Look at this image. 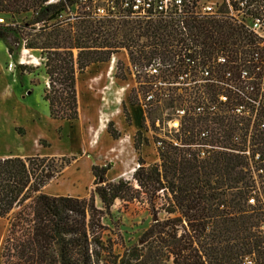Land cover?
<instances>
[{"label":"trees","instance_id":"1","mask_svg":"<svg viewBox=\"0 0 264 264\" xmlns=\"http://www.w3.org/2000/svg\"><path fill=\"white\" fill-rule=\"evenodd\" d=\"M47 1L0 0V13L32 12L31 19L15 31L17 34L0 26V39L8 41L6 48L12 58L16 57L20 39L25 40L23 46L45 55L48 88L42 99L53 119L78 118L75 73H82L90 64L108 61L119 48L128 49L133 61L158 56L167 64L174 55L181 58L190 50L203 65L218 54L232 64H242L253 43L241 26L228 19H215L195 24L193 46L173 47L171 33L158 24L95 19L86 3L72 14L73 0ZM36 24H41L37 31ZM120 27H126L125 31L120 33ZM31 31L35 38L28 42L25 36ZM141 37L147 41L139 43ZM206 86L208 89L200 93L182 88L181 97L193 99L207 112L220 93L213 84ZM227 96L231 109L246 106L243 96ZM235 118L223 130L221 146L228 147L233 135L240 132L236 147L244 151L248 127L246 123L239 125L242 118ZM191 130L181 128L176 137L181 147L162 141L158 162L146 164L138 157L139 166L130 180H108L110 163L92 165L94 180L84 197L43 192L74 156L0 157V218L8 220L0 264H243L246 255L253 256L254 264H264V239L259 230L262 212L260 206L247 205L251 187L247 157L213 150L200 158L195 147L200 143L197 132L194 136ZM105 131L113 139L119 137L111 121ZM136 134L134 147L138 151L141 132ZM132 201L145 203L153 222L120 254L107 234L105 220L116 205ZM160 212L163 219L157 216Z\"/></svg>","mask_w":264,"mask_h":264},{"label":"rangeland","instance_id":"2","mask_svg":"<svg viewBox=\"0 0 264 264\" xmlns=\"http://www.w3.org/2000/svg\"><path fill=\"white\" fill-rule=\"evenodd\" d=\"M76 9V6H72L70 8V12L74 14ZM31 17V11L21 14L0 13V26L11 28L14 30L13 33L17 34L16 32L19 30V27L27 23ZM40 26L41 24H36L35 31H37V28ZM126 27H120L119 32H124ZM28 31L29 30L26 32ZM26 37H28L26 39L28 42L30 39H34L35 36L33 31L30 32V36H25V38ZM146 41L147 40L145 37H141L139 43H145ZM0 42L5 47L7 46L8 41L5 39H0ZM24 42L25 40L20 39V46L15 58L8 57L9 60L11 59L14 64L12 69V77L14 78L15 82V92L20 95L22 94L23 97L25 96L24 98H21V100L26 103L28 102V104L31 105L30 107H32V105L35 103L38 104L36 116L39 118L41 117V121L49 120L55 123L53 126V131L55 136L59 138L55 144V148H66L69 146V138H67L69 137V134L67 131H64L66 130L64 124L72 126L74 122L67 121V123H65L63 120L59 121L58 119H53L50 117L47 102L42 99L44 91L48 88V78L45 74L44 67L45 55L42 54L39 49H29L26 46H23L25 44ZM73 54L76 56V50H73ZM114 54L116 60H118L116 63V69L114 68V82H109L108 88L103 90L105 92L104 96L107 98L106 101H108V103L101 105L102 101L100 98L103 95L101 93V87H103L109 81L108 80L106 82L104 76V73L109 65V60L102 63L90 64L84 69L82 73H75L76 94L77 100L79 99L80 101V113L87 115L89 113L90 107H92L94 103L95 107H98V110L100 109L102 111L100 119L107 120L104 121L105 127H107L108 122L111 121L112 128L119 132V137L112 140L115 144H117L116 149L121 148L120 144L126 135L130 136L131 145L128 146L127 149L129 152L123 150L126 151L125 153H127H124L126 155L124 156L123 153L121 154L117 152V150L109 151L112 145L105 146L103 138L105 135V133H103L105 129H103L100 134L98 133L99 130L97 133L93 132V138L92 134L89 135L88 141L92 142L93 146L101 143L95 151L88 150L85 152V154L81 153L80 150L75 152L63 151L61 153H54V156H74L76 160L82 157H89V159L92 160V165L97 166H105L110 163L112 168L118 171L117 177L114 180L119 178L130 180L134 171L132 170L134 167L133 164L136 163L134 160L131 161L133 155H136V160L138 157L142 158L146 164L159 161V146L157 145L158 140L165 141L170 143L172 146H175V139L180 134L181 128L190 129L191 127V134H194L196 128L199 127L198 125L202 124L200 127V132L205 134V136L202 137L203 143L205 145L204 149L209 150L214 148V150H217L220 147H217L216 145H219V142L223 141V130L228 127L231 119L235 117L234 114H242L243 116H247L246 113H238V111L231 109V104H229L228 101H225L226 96L224 93L226 94L227 92V94H234L232 92L224 91L225 89L223 87L220 89V86L222 85L215 87L216 92H221L223 94L218 97L216 104L217 107L212 113H210V115L196 113L197 110L195 107L197 105L195 102L191 101L193 99L188 101L187 96L181 97V93L184 91L182 89L183 86L176 82L174 84H169L165 88L163 96H161L159 89L155 90L154 101L144 106L142 90L146 89L149 80V78L146 76L138 78V80H136L137 82L135 87L132 89L130 87L123 92H120L118 89L125 83H127L129 86H131L133 83L132 77L130 74H128V71L125 68L126 64L129 62L144 65L147 64V60L141 59L139 61H133L130 58L131 56L129 50L125 48H119L116 52H114ZM133 54L136 55V52L133 51ZM19 58H21L22 62L25 63L20 65L18 62ZM21 66H24L25 68H21ZM165 67L166 63L164 65L160 61V72L165 70ZM90 78L92 79L91 81H89ZM225 81L240 90V92H245L246 82L245 80L240 79L238 76V69L234 71V76L232 78ZM202 90H204V87H201L198 92L200 93ZM133 102L136 104L132 105ZM131 106H135L136 108L134 107V109L131 111V114H129V109H131ZM179 110H184L185 114L179 115L177 113ZM114 111L118 112L111 115L110 112ZM96 116L98 118V113L97 115L95 113L94 119ZM244 118L247 122L246 117ZM135 122L138 123L137 131L141 132V145L140 150L138 151L134 147L135 141L137 140V131L132 134L129 133L132 124H135ZM175 122H177L176 126L174 125ZM21 132L25 133V130L22 129ZM27 134L32 135L30 130H27ZM260 135L261 134L255 131L253 135L255 142L252 141L253 145L249 149L250 154H252L255 148H259L258 145L260 144H257V142H259L261 137ZM40 142L41 146L46 148L50 147L51 145L53 146V140L49 139V137H41V140H38V143ZM252 142H250V144ZM74 143L75 139H72L70 142V147L74 146ZM227 146L230 148L229 144ZM1 147L2 146H0V148ZM89 149L91 148L89 147ZM228 150L231 149H227L225 151L230 152ZM256 165L260 166L261 163L257 162ZM63 172L64 175L67 174V169H64L62 174ZM258 182L260 184V177ZM52 184L55 185L53 187H55L56 194L71 195L74 197L87 196L90 188H92L91 185L87 192L82 195V193L76 189L78 182H75L69 174L64 176L62 179L53 181ZM257 200H260V195L257 196ZM97 204H100L99 200L97 201ZM157 216L159 219H163L164 213L160 212ZM261 220H263V215H261ZM152 222L153 217L149 212V207H147V205L141 201H132L127 205H116L113 208L111 217L105 220V224L109 228L107 234H109L110 238L116 242L115 252L122 254L126 248L136 243L141 234L150 226ZM7 228L8 220L5 218H0V252L7 233Z\"/></svg>","mask_w":264,"mask_h":264},{"label":"built area","instance_id":"3","mask_svg":"<svg viewBox=\"0 0 264 264\" xmlns=\"http://www.w3.org/2000/svg\"><path fill=\"white\" fill-rule=\"evenodd\" d=\"M56 1L58 0H48L47 3H54ZM73 2L72 6H76L77 8L81 4L86 3L87 10L90 12L91 17L95 19L133 23L142 26L158 24L171 33L169 42L173 47L178 45L193 46L195 43L192 41L191 34L194 31V26L196 23L204 20L228 19L230 22L241 26L252 36L253 43L249 46L242 64H232L228 62L226 56L218 54L215 58H212L210 63L203 65L188 50L187 54L182 55L181 58L178 55H174L166 64L165 70L160 72V61L164 65L165 63L160 57L155 56L147 60V64L144 65L128 62L125 68L132 77L133 83L131 86L125 83L118 90L123 92L130 87L132 89L135 87L138 78L146 76L149 80L146 89L142 90L144 106L154 101L155 90L159 89L161 96H163L165 88L169 84H174L168 83V80L175 81L188 91H199L201 87H204V90H206L208 88L207 84H213L214 87L222 85L220 89L223 87L224 91L232 92L234 95H241L245 98V107L236 106L232 110L238 111V113H246L247 115L234 114L236 118L233 117V119L242 118L243 121L239 124L240 126L243 123L247 124V148L244 151H239L236 147L239 145L240 132L233 135L232 141L229 143L230 148H228L229 146L222 147L221 142L216 146L220 147L217 150L225 151L231 149L228 150L230 151L229 153H239L247 157L249 175L251 174V187L248 192L247 205L260 206L263 220L259 222V230L264 239V0H73ZM8 56L11 58L9 54ZM117 61L114 52L111 53L108 68L104 73L105 81H109L101 87V93L103 94L100 98L102 101L101 105L108 103L103 90L108 88L109 82H114V68L116 69ZM19 64L22 65L23 63L19 62ZM179 64H182V66L179 67ZM13 66L14 64L10 59L7 68L12 70ZM237 69L240 79L246 82L244 93L225 81L232 78L234 71ZM222 94L220 92L218 97ZM224 95L226 96H224L225 101H228L227 94L224 93ZM216 104L208 108L207 112L204 106L196 104V113L210 115L216 109ZM117 112H110V114L113 115ZM101 113L102 111L99 109L97 118L98 127L102 123L100 119ZM177 113L184 115L185 111L179 110ZM244 117H246L248 123ZM174 125L176 126L177 122ZM201 126L202 124L196 128L200 143L195 147L198 149V157L205 158L214 148L209 150L204 149L205 145L202 137L205 134L200 132ZM255 131L261 134L259 142H257L260 145H258L259 148H255L252 154H250L249 149L253 145L252 141L255 142L253 137ZM250 142L252 143L250 144ZM175 143V146H180L177 141ZM157 145L161 147L162 140L157 141ZM135 156H133V160L136 163L133 164L132 170H135L139 166ZM257 162H260L261 165H256ZM259 177L261 178L260 184L258 182ZM258 195H260V200H257ZM242 263L254 264L253 256H244Z\"/></svg>","mask_w":264,"mask_h":264},{"label":"crops","instance_id":"4","mask_svg":"<svg viewBox=\"0 0 264 264\" xmlns=\"http://www.w3.org/2000/svg\"><path fill=\"white\" fill-rule=\"evenodd\" d=\"M8 57L7 48L0 42V146H2L0 148V157L17 156L23 158L35 155L51 157L54 156V153H61L63 151L75 152L80 150V152L83 154H85V152L88 150L95 151L101 143L93 146L92 142L88 141L89 135L95 132L98 125L97 116L94 119L95 113L96 115L98 113V107H95L93 101V106L90 107L89 113L87 115L80 113V109L78 107V118L71 120L74 122V124L72 126L64 124L66 127V130L64 131H67L69 134V137H67L69 138V146L60 149L55 148V144L59 139L55 136L53 131V126L55 123L49 120L41 121V117L39 118L36 116L38 104L35 103L32 105V107H30L31 105L28 104V102L26 103L21 100V98H24L25 96L23 97L22 94L20 95L15 92V82L14 78L12 77V70L7 68V64L10 61ZM21 68L23 67L21 66ZM134 107L135 106H131V109H129V114H131V111L134 109ZM58 120L62 121L60 119ZM63 121L67 123V121L70 120ZM137 122L132 124L129 131L130 134L137 131ZM121 127L124 128L123 126ZM22 129L25 130V133L21 132ZM18 130H20V133ZM27 130H30L32 135L27 134ZM103 133H105L103 137L105 146H114H111L109 151L117 150V152L124 154L127 151L128 146L131 145L130 136L126 135L120 144L121 148L116 149L117 144L112 141L113 138L110 137V135L105 130ZM41 137H49V139L53 140V146L51 145L47 148L41 146V144L38 143V140H41ZM72 139H75V143L74 146L70 147V142ZM89 147L91 149H89ZM125 154L124 156H126ZM91 161L92 160H90L89 157H82L77 160L75 158L72 161L73 164L71 162L69 166L64 168L65 170L67 169V174L64 175V172L63 174L61 173V175L55 180L62 179L68 174L71 175L73 180L78 182L76 189L83 195L85 192H87L94 180V176L91 172ZM131 161H133V157L131 158ZM111 168L106 173V178L108 180H114L117 177L118 171L114 170V168ZM53 181L43 187V192L48 195L57 196L58 194L55 193V187H53L55 185L52 184Z\"/></svg>","mask_w":264,"mask_h":264},{"label":"bare ground","instance_id":"5","mask_svg":"<svg viewBox=\"0 0 264 264\" xmlns=\"http://www.w3.org/2000/svg\"><path fill=\"white\" fill-rule=\"evenodd\" d=\"M18 60H19L18 62H22L21 58H19ZM22 63H25V62H22ZM104 121H105V120H102V123L99 125V127L97 126V129L95 130L94 133H97L98 130H99L98 133L100 134V132H102V130L105 129V128H104Z\"/></svg>","mask_w":264,"mask_h":264},{"label":"water","instance_id":"6","mask_svg":"<svg viewBox=\"0 0 264 264\" xmlns=\"http://www.w3.org/2000/svg\"><path fill=\"white\" fill-rule=\"evenodd\" d=\"M99 183H102V180L101 179H99Z\"/></svg>","mask_w":264,"mask_h":264}]
</instances>
